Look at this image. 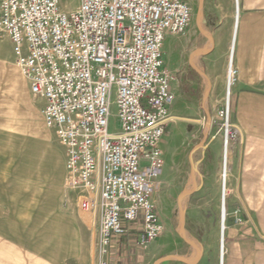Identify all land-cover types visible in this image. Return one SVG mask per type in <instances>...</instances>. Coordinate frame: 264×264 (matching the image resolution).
<instances>
[{"label":"built area","instance_id":"2783aa9c","mask_svg":"<svg viewBox=\"0 0 264 264\" xmlns=\"http://www.w3.org/2000/svg\"><path fill=\"white\" fill-rule=\"evenodd\" d=\"M79 2L66 10L62 0H0V33L65 150L68 190L94 217V264H112L133 223L142 222L141 247L163 233L152 198L174 120L164 44L189 30L193 12L184 0ZM235 74L229 66L228 88ZM226 127L225 141L228 114ZM227 178L223 169L224 194Z\"/></svg>","mask_w":264,"mask_h":264},{"label":"rangeland","instance_id":"374dc122","mask_svg":"<svg viewBox=\"0 0 264 264\" xmlns=\"http://www.w3.org/2000/svg\"><path fill=\"white\" fill-rule=\"evenodd\" d=\"M184 1L193 12L188 31L213 49L215 0ZM62 2L66 10H76L80 5L79 0ZM260 94L264 95V88ZM225 99L221 117L215 119L214 111L208 124L207 141L214 142L212 149L203 156L200 149L204 145H192L191 161L187 158L184 162L181 182L185 192H191L181 196L186 240L181 228L183 216L175 205L173 237L166 244V252L154 256L150 248L156 241L141 247L138 239L125 242L124 238L112 246V264H151L166 257L170 258L159 264H186L175 256L194 263L199 252L191 243L202 252L205 247L213 248L215 264H227L231 226L264 235V125L245 124L230 100L231 154L224 194L222 170L228 112ZM42 109L43 104L32 96L27 79L15 63L8 37L0 33V264H94V217L79 208L76 196L67 188V156L46 126ZM117 126L114 116L111 130ZM219 142L221 154L216 157ZM190 253L193 254L184 256Z\"/></svg>","mask_w":264,"mask_h":264},{"label":"crops","instance_id":"0c3cea01","mask_svg":"<svg viewBox=\"0 0 264 264\" xmlns=\"http://www.w3.org/2000/svg\"><path fill=\"white\" fill-rule=\"evenodd\" d=\"M231 55L236 70L230 87L233 108L245 124L264 125V95L260 94L264 88V0H215L213 49L190 31L178 38H166L165 71L170 77L174 120L160 144L164 169L152 198L163 227L161 237L150 248L154 256L166 252V244L173 237L175 205L179 208L180 197L186 193L181 173L185 172L184 162L193 156L190 147L205 144L200 149L203 156L212 149L214 142L207 141L208 124L214 111L215 119L221 117ZM197 139L200 142H195ZM220 154L219 142L216 157ZM141 228V221L133 223L125 242L138 239ZM227 239V264H264V235L231 226ZM212 249L205 247L201 259L191 264H215Z\"/></svg>","mask_w":264,"mask_h":264},{"label":"bare ground","instance_id":"6f19581e","mask_svg":"<svg viewBox=\"0 0 264 264\" xmlns=\"http://www.w3.org/2000/svg\"><path fill=\"white\" fill-rule=\"evenodd\" d=\"M237 3H238V0H237ZM232 54H233V51H232ZM230 69H231V71L234 69L233 56L232 55H231V58H230ZM232 82H233V76L231 75V77H230V84H232ZM230 93H231V88H227V103H228L227 104V108H228L227 114H228V117L230 116V112H229ZM230 154H231V150H230V140H229V137H228L226 139L225 143H224V152H223V160H224L223 161V169H226L227 174H228V166H229V163H230ZM223 186H224V183H223ZM226 187H227V181H226ZM221 216H222V230H223V232H222L223 233L222 234V239H221V246H222V248L224 250L225 249V242H224L225 235L224 234H225V229H226V225H225L226 200L225 199H223V201H222ZM94 225H95V220H94ZM183 235H184V233H183ZM184 236H186V235H184ZM222 264H223V261H222Z\"/></svg>","mask_w":264,"mask_h":264},{"label":"water","instance_id":"95a60500","mask_svg":"<svg viewBox=\"0 0 264 264\" xmlns=\"http://www.w3.org/2000/svg\"><path fill=\"white\" fill-rule=\"evenodd\" d=\"M204 145H205V144H204ZM190 194H191V192H190V193H185L184 195H185V196H188V195H190ZM179 209H180V211H181V213H182V216H183V221H182V226H181V228H182V232H183V231L185 230V214H184V211H183V207H182V205H181V197H180V200H179ZM184 238H185V236H184ZM185 240H186V238H185ZM191 245L194 246L196 249H198V252H199V259H201L202 255H203V252L201 251V249L199 248V246L196 245V244H192V243H191ZM175 257L181 259V260L184 261L186 264H191V263H189L187 260L182 259V258H180L179 256H175ZM168 258H170V257H166V258H163V259H161V260H158L156 264H159V263H161V262L167 260ZM199 259H198V260H199Z\"/></svg>","mask_w":264,"mask_h":264}]
</instances>
